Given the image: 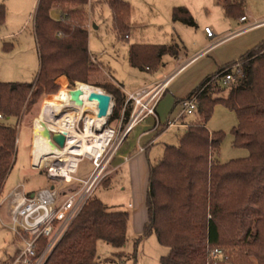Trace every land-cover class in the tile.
Segmentation results:
<instances>
[{
  "label": "trees",
  "instance_id": "1",
  "mask_svg": "<svg viewBox=\"0 0 264 264\" xmlns=\"http://www.w3.org/2000/svg\"><path fill=\"white\" fill-rule=\"evenodd\" d=\"M87 3L88 0H40L34 15L40 55L38 76L33 82L0 81V113L5 116L0 122V196L16 157L18 125L10 120H19L29 94L36 98L44 92L56 91L55 76L65 74L71 83L79 80L103 87L115 97L109 123L122 115L127 94L115 83H96L92 79L101 67L91 59L88 29L81 23L80 15ZM64 4L74 6L65 9ZM107 4L114 29L128 33L129 3L107 0ZM242 4L235 1L224 9L241 18L246 16ZM56 6H60L59 20L51 16ZM5 15V5L0 3V26L5 23ZM173 15L175 20L196 25L184 6L175 7ZM6 47L13 46L6 44ZM176 47L175 44L133 45L130 61L133 66L151 69V64L158 65L162 56L177 55ZM235 64L237 67L228 83L210 84L200 93L199 118L186 126L179 145H167L156 164L149 162L147 220L142 234L133 238V249L125 250L132 213L111 211L94 194L45 264H98L99 241L113 248L116 262L132 259L136 263L140 244L152 235L169 249L161 257V264H264V40ZM229 67H220L216 74ZM213 76L206 77L192 93L201 90ZM86 83H78L76 88L100 89ZM225 87L230 89L227 97L221 95ZM59 92L60 89L54 94ZM217 103L237 113L239 123L233 129L234 143L247 147L250 156L226 163L219 161L225 133L208 128ZM129 116L130 112L125 111L124 120ZM166 128V125L161 127V131ZM155 129L159 130L160 126ZM145 150L147 152L148 147ZM215 249H221L223 255L214 257Z\"/></svg>",
  "mask_w": 264,
  "mask_h": 264
},
{
  "label": "rangeland",
  "instance_id": "2",
  "mask_svg": "<svg viewBox=\"0 0 264 264\" xmlns=\"http://www.w3.org/2000/svg\"><path fill=\"white\" fill-rule=\"evenodd\" d=\"M124 1L131 7L128 33H121L114 29L112 12L107 0H88L82 15H80L81 23L88 29L91 59L101 67V71L92 78L96 83H115L119 86L122 85L125 91L135 92L152 80L154 75L162 80L168 77H165L166 74L176 65L175 58L170 55H165L163 62L158 65L150 63L151 70L149 71L131 65L130 48L135 42L156 44L174 41L176 48L183 56L187 49L189 57L202 52L172 78L167 86L168 89L161 95L157 107L159 115L157 122L160 129H154L156 119L152 116L138 122L131 129L113 159L114 166L123 163L121 169L117 173L118 169L115 170L109 165L105 170L104 178L94 191V194H97L111 211L128 210L132 212L136 207L131 193L133 176L129 161L124 160L125 155L132 147L139 149L141 146H146L148 151L145 154V159L156 164L162 158L167 145H179L186 127L181 125L162 131L161 127L165 126L168 121L177 119L179 122L183 121L187 124L196 121L199 118L198 110L192 114L181 115L183 109L178 100L187 96L191 90L196 89L206 77L215 75L219 67L230 65L235 68V63L241 59L242 55L264 40V0ZM235 1L243 3L241 9L248 17L246 21H241L240 17L226 13L224 6L235 4ZM0 3H3L6 9L5 23L0 26V81L5 83L33 82L40 69V55L34 28L37 1L0 0ZM73 6V4L63 5L65 9L73 8ZM179 6H184L190 11L196 22L195 26L175 20L174 8ZM59 8L60 6H56L51 11V16L55 20L61 18ZM256 24L259 25L229 37L231 34ZM206 26L213 30L214 37L208 38L204 30ZM125 34H128L130 38H123L122 36ZM215 43L217 45L214 48L205 50ZM6 44L13 47L7 49ZM64 75L59 74L54 77V83L58 84L56 91L44 92L36 98L29 94L22 106L19 120H10L18 125V142L14 164L4 182L0 196V264H5L21 247V244L15 240L14 233L8 227L9 220L5 211L7 204H1L3 199L10 191L17 190L19 184L24 186L26 192H34L47 187L50 182L46 168L42 171L32 168L31 151L34 128L38 123H46V105L49 100L61 101L66 91H72L78 83H86L79 80L71 83ZM86 84L107 92L101 86ZM59 89L60 92L54 94ZM229 93L230 89L225 87L221 95L227 97ZM50 94L54 95L48 96ZM55 95L60 96L57 99H46ZM112 97L114 109L115 97L114 95ZM133 104L134 102L130 101L129 105L122 109L131 112ZM238 123V115L234 110L221 103L214 106L208 128L210 131L222 130L225 133L218 155L221 163L250 156V150L247 147L234 143L233 129ZM124 124H119L118 120L107 124L106 128L114 129L116 132L108 150L117 144L124 130ZM41 161H35V163L40 165ZM92 170V163L88 158H83L76 175L84 178L89 176ZM76 186V184H63L61 189L70 192ZM130 203L133 204L132 207L129 206ZM140 234H142V225L138 218L137 220L134 218L128 232L129 241L125 247L126 251L133 249V238ZM168 250L158 242L155 235H152L145 238L140 244L136 263L130 259L123 260L119 264H161V257L166 255ZM97 251L98 264H117L112 255L113 248L109 244L99 241Z\"/></svg>",
  "mask_w": 264,
  "mask_h": 264
},
{
  "label": "built area",
  "instance_id": "3",
  "mask_svg": "<svg viewBox=\"0 0 264 264\" xmlns=\"http://www.w3.org/2000/svg\"><path fill=\"white\" fill-rule=\"evenodd\" d=\"M36 1L37 9L40 0ZM240 19L241 21H246L248 17L243 16ZM204 30L208 37H214L213 30L209 26H206ZM235 68L229 67L220 71L211 77V80L201 90L192 93L184 99L180 103L183 109L181 115L192 114L197 111L200 93L210 84L228 83L233 77L232 71ZM170 79L152 88H144L135 93L128 94L125 106L127 107L128 103L133 101V110L126 122L123 118V113L120 124L125 123L124 131L120 135L117 144L111 146L112 149L108 150L107 148L110 146L112 137L116 132L114 129L109 128L112 136L103 150L85 156L75 155L77 159L72 170L61 171L63 170L61 164L66 162V159L63 161L61 157L59 159L47 160L41 166L33 163L32 157V168L41 171L46 168L50 185L38 191L26 192L24 186L19 184L18 189L12 192L11 200L8 203V227L14 233L15 240L21 244V247L17 249L14 256L9 258L5 264H45L47 262L55 247L104 178L105 170L110 164V159L119 144L125 139L126 134L144 118L155 115L156 105L168 86ZM4 119L5 116L0 113V122ZM181 125L184 124H182V121L179 122V119L168 121L166 124L167 128ZM157 126L158 124H156ZM91 128L95 133L100 132L96 125ZM73 130L78 132L85 130L83 114L81 116L77 115V118L73 122ZM50 131L52 133H63L66 137L65 146L67 145L69 141V133L67 131L62 129H50ZM83 158H88L93 165V170L89 176L84 178L76 175ZM58 168L60 169L58 170ZM63 173L69 174V177ZM63 184H76L77 186L74 190L66 192L61 189ZM212 255L214 257H220L223 255V251L221 249H215Z\"/></svg>",
  "mask_w": 264,
  "mask_h": 264
},
{
  "label": "bare ground",
  "instance_id": "4",
  "mask_svg": "<svg viewBox=\"0 0 264 264\" xmlns=\"http://www.w3.org/2000/svg\"><path fill=\"white\" fill-rule=\"evenodd\" d=\"M104 92L97 88H74L72 91H66L61 101L49 100L46 105V123H38L34 128L33 163L42 160L41 166L47 160L61 157L63 161L66 159V162L61 164L63 168L61 171L64 172L74 168L77 159L75 155L85 156L102 151L112 136V132L106 128V118L98 116L99 100L96 97L92 98V95ZM82 114L85 119V130L74 131L73 122L77 115ZM94 125L100 130L99 133H95L91 128ZM46 129L67 131L69 133L67 145L63 148L54 145L45 133ZM64 175L69 177V174Z\"/></svg>",
  "mask_w": 264,
  "mask_h": 264
},
{
  "label": "crops",
  "instance_id": "5",
  "mask_svg": "<svg viewBox=\"0 0 264 264\" xmlns=\"http://www.w3.org/2000/svg\"><path fill=\"white\" fill-rule=\"evenodd\" d=\"M257 25L259 24H256L252 27H248L247 29H242L240 31H238V33H235V34H231L229 37H232V36H235L239 33H242V32H245L247 30H249L250 28H253V27H256ZM129 26H130V21H129ZM8 35V34H7ZM126 35L128 34H125L124 36H122L123 38H126V39H129L130 36L128 35V37H126ZM228 37V38H229ZM208 38H211V37H208ZM137 44H151V43H146V42H135L131 45V48L133 45H137ZM155 44V43H154ZM157 45H174V41L171 42V43H156ZM176 44V43H175ZM217 45L216 43L215 44H212L211 46H209L208 48H206L205 50H209L211 47L214 48V46ZM184 47H186L184 45ZM218 47V46H217ZM216 47V48H217ZM131 48H130V56H131ZM211 48V49H212ZM187 51V49H186ZM185 51V55L183 56L180 52H179V49H178V52H177V55L175 56H172L170 55L171 57L175 58V67L169 72L166 74L165 77V80L170 79V81L172 80V78L177 74L179 73L182 69H184L186 66H188L192 61H194L198 56L201 55L202 52H200L199 54H196L194 55L193 57H189V54L188 52ZM166 55H169V54H166ZM165 56V55H164ZM164 56H162L160 62L162 63L163 60H164ZM131 62V61H130ZM132 65V63H131ZM133 66V65H132ZM135 68H138L136 66H133ZM220 68V67H219ZM142 69V68H141ZM146 70H151L149 67H146L145 68ZM209 75V74H208ZM165 80H162L160 79L157 75H154L152 80H149V82L147 84H145L144 87H141L139 89H137L135 92L141 90V89H144V88H152L154 87L155 85H158V84H161L163 83ZM170 83V82H169ZM169 85V84H168ZM123 90V92L125 94H130V93H135V92H128V91H125L122 87V85L120 86ZM168 88L166 87L165 91L167 90ZM195 90V89H194ZM194 90H191L187 96L185 97H182L180 98L179 100H184L186 99L187 97H189L191 94H192V91ZM164 91V92H165ZM127 94V96H128ZM127 99L125 100L122 108L125 109V105H126V102H127ZM158 104H159V101L156 105V108H155V115H152V117H154L156 119V122H155V126H154V129L156 128V124H158L157 120L159 119V115H158V112H157V107H158ZM125 111L122 109V115ZM130 112V111H129ZM131 113V112H130ZM122 115L120 116V118L118 119V123L120 124V120H121V117ZM149 117V116H148ZM110 118V117H109ZM117 121V120H116ZM109 123V119L107 121V124ZM182 124H184L183 126H187L188 124L187 123H184L182 121ZM113 125L111 124V127ZM134 127V126H133ZM124 131V130H123ZM122 131V132H123ZM131 131V130H130ZM129 131V132H130ZM129 132L126 134V137L128 136ZM122 134V133H121ZM125 137V139H126ZM125 139L119 144V146L117 147V149L115 150L113 156L111 157L110 159V166H112L115 170L118 169L117 173L119 172V170L121 169V166L123 163H120L118 165H113L112 162H113V159L115 158L116 156V152L117 150L122 146L123 142L125 141ZM146 146H141L139 147H132L129 149V152L125 155V158L124 160L125 161H129L130 165H131V174L133 176V182L131 183V193H132V196H133V200L135 201V204H136V207L134 208V211H132V221L133 219L135 218L137 220L138 218V221H140L141 225H142V230H143V225L145 223V221L147 220V209H146V195H147V185H148V175H149V160L148 159H145L146 157ZM31 163H32V151H31ZM135 177V178H134ZM140 179V181H139ZM49 185H50V182H49ZM48 185V186H49ZM12 192L13 191H10V193L5 197V199H3L2 203L1 204H4L6 203L7 204V207L5 208V211H6V215L8 216V208H9V205L8 203L10 202L11 200V197H12ZM130 207L133 206L132 203L129 204ZM2 208V207H1ZM8 218V217H7ZM117 264H119V262H116Z\"/></svg>",
  "mask_w": 264,
  "mask_h": 264
},
{
  "label": "water",
  "instance_id": "6",
  "mask_svg": "<svg viewBox=\"0 0 264 264\" xmlns=\"http://www.w3.org/2000/svg\"><path fill=\"white\" fill-rule=\"evenodd\" d=\"M12 88H15V85H12ZM98 98L99 100V113L98 116L100 118H106V122L113 111V97L111 94L104 92L98 95L93 94L92 98ZM45 133L48 135L49 139L52 141L54 145L59 148H63L65 146L66 137L63 133H52L50 129H46Z\"/></svg>",
  "mask_w": 264,
  "mask_h": 264
}]
</instances>
